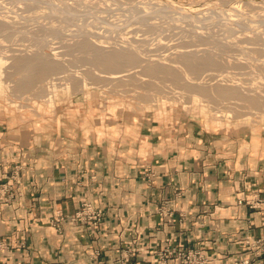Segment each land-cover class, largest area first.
<instances>
[{
	"label": "crops",
	"instance_id": "obj_1",
	"mask_svg": "<svg viewBox=\"0 0 264 264\" xmlns=\"http://www.w3.org/2000/svg\"><path fill=\"white\" fill-rule=\"evenodd\" d=\"M102 115L86 101L0 111V264H157L166 245L264 264L246 244L264 236V126ZM84 201L103 210L97 225L68 220Z\"/></svg>",
	"mask_w": 264,
	"mask_h": 264
},
{
	"label": "rangeland",
	"instance_id": "obj_2",
	"mask_svg": "<svg viewBox=\"0 0 264 264\" xmlns=\"http://www.w3.org/2000/svg\"><path fill=\"white\" fill-rule=\"evenodd\" d=\"M27 1L32 2V0H0V19L4 23L0 24V57H6L10 60H12V57L16 58L12 61L7 60L8 62L0 66L1 112L8 114L11 113L13 116H19L23 119L41 118L43 113L53 112L58 108L74 106V104H80L86 101L88 103L90 102V104L92 103L93 105H96L97 111L104 115L105 112L112 113V110H124V112L129 113L130 116H137L138 114H153V116L160 117L164 113H172L178 117L186 116L204 121L207 120L210 124L217 122L218 124L220 123L221 127L246 128L264 126V110L254 109L247 100L237 98L224 99L222 97L217 99L213 98L211 94L204 95L201 93H199L201 94V98H199L196 95L198 93L195 90L186 87L185 84L197 85L199 87L202 86L204 88L208 87L210 89L209 91L212 92L215 87H230V85H228L229 83L237 82V84L240 85L244 91L247 90L248 93H253L255 95L263 93L264 62L259 59L264 58V38H256L257 41L252 39L253 43L240 42L238 40L235 41L228 36L230 34L228 31L230 30L229 27L228 29H226L227 27H224L225 30H223L224 28L222 27L215 28V32H218V34L215 32L214 34L212 33L214 38L212 34L204 33L205 35L203 34V37L208 39L206 36H211L215 41H219H216V43L201 44L198 48H210L212 50L211 52L216 55L217 61L216 64L202 63L198 64L192 70H186L187 73H184V76L187 80L192 82L184 81L183 79L176 80L170 75V73L164 72L158 73L155 76H150L142 71L141 66H128L126 67L128 70H126V72L123 71L126 76L113 80H105L108 76H111V73L101 71L100 69H103L101 66H98L100 67V69H98V67L90 64L86 54L81 52L80 49L73 50L72 48H75L76 46L70 45L74 40H70L71 42H65L67 39L65 36H78L73 30V28H77L78 25H81L80 27L87 26L86 28L93 30L95 32V41L101 46L112 48L115 46V44L112 43V40L124 41L125 43L128 41L139 46L140 49H144L142 53L147 57L148 60L146 61H150L149 63H155V60L152 58L161 57V62L164 61V63H167L177 74H180L184 69L180 60L177 59V55L183 49H195L196 46L192 44L193 46L191 45L187 47V44H189L187 40L189 39H184L185 37L183 38L182 36V30L179 29V27H182V29L185 27L184 25H177L180 23V20L177 21L175 18H173L174 21L173 19H170L171 21L169 20V22L162 21L161 25L163 28L161 30L159 27L158 29L156 27V29L150 32H140L131 31L127 28V24L133 22V20L127 21L125 17L109 24L105 17L100 19L98 16H90L91 18H87L86 16L85 11L89 8L86 9L85 6L89 4H98L107 7L109 9L108 15H113L115 13H119L120 15L123 10L133 6V3L131 4L130 0H121L122 2H120L118 6H111L113 3L117 2V0H57L61 5L67 4L68 6L70 5L69 7L72 5L74 6L72 3L76 2L75 4L77 6L75 5L74 8H77L75 9L78 13H74L71 22H68L70 20L67 21L58 15L55 16L56 18L53 16L56 12L63 16H71V14L60 7L51 8L48 5L52 2L51 0H42L41 2L44 4L36 2V4H39L38 6L41 7L40 9L43 8L44 11L37 8V6L32 8L33 5H27L28 7L23 6ZM178 1L182 3H189V1L192 3H204L213 0ZM124 2L128 3L124 4ZM50 4H53V2ZM148 4L151 6L149 2ZM79 6L83 7V12L82 10L79 11ZM25 7L29 8V10H26ZM237 8L238 12L244 11L243 15L246 14L245 12H247V10H252L250 6L245 4L237 6ZM38 9L40 10L39 13ZM46 9L48 13L51 14V11H55L52 15L49 14V16L46 15ZM255 10L259 11L260 9L256 8L254 11ZM40 12H45L46 14H40ZM149 18L152 20L151 17ZM57 20H61L63 22L62 25H60L61 21L58 22ZM154 20L157 21L158 19ZM173 22H177V24L175 23L176 27ZM57 23L59 25H57ZM71 23H73V25ZM165 24H167V26L170 24L174 26L170 25L165 27ZM198 24L203 25L201 23ZM62 26H64V28ZM88 26L93 28L91 29ZM61 27L63 29H61ZM177 29L180 30L182 34H180ZM219 30H223L222 32H224V34ZM84 31L83 34H88L90 32L84 33ZM170 31L174 32L176 35ZM175 31L178 32L176 33ZM220 32L223 34L224 39ZM102 38L108 39H106V42L100 41ZM222 39L224 42L221 41ZM193 41L197 43L195 40ZM217 43H226V45L223 49H220V47H218L219 44L217 46ZM250 50H253L254 52H251ZM33 52L41 53L46 58L51 57L55 60L58 59L61 70L49 72L43 76L44 72H37V68L40 66L39 63H36L34 67L29 68L28 65H33L34 63L31 58ZM200 55H202L201 52H198L195 53V56L190 55V57ZM249 56L251 57L248 59ZM146 61H144V63ZM261 63L263 65H261ZM23 66L27 67L25 70L26 72L31 73V75H28L30 79L33 76L34 78L39 76H42L43 78H36L37 80L33 84H29L27 80L24 85L17 87L16 84L22 80L23 75L26 73L17 68ZM85 72H91L94 73V75H97V79H94V82L89 81L90 83H86L88 84L86 90H84V88L81 89V87L70 88L64 80V77H67L68 75L82 77ZM98 76L101 78H98ZM76 83L80 84L81 82L76 81ZM51 84H55L56 88H53L54 90L50 92L51 86L50 89L48 87ZM177 90L181 93L183 92L182 94L184 96L181 98L176 97V92L174 91ZM88 91L90 92V96L87 95ZM201 104L206 106V111H200ZM233 106H236V108L233 109Z\"/></svg>",
	"mask_w": 264,
	"mask_h": 264
},
{
	"label": "bare ground",
	"instance_id": "obj_3",
	"mask_svg": "<svg viewBox=\"0 0 264 264\" xmlns=\"http://www.w3.org/2000/svg\"><path fill=\"white\" fill-rule=\"evenodd\" d=\"M41 1L42 0H32V2L27 1L25 3L26 5L23 4V6L28 7L27 5H30V6L33 5L32 8L37 6V8L40 9L41 7L38 6L39 4H36V2L40 3ZM51 1L53 2V4H50L52 2H50L48 4L51 8H53V7L59 8L60 7L61 9L65 10L71 14V16H63V15H60V13H57V12L54 13V11H55L54 10V11H51L52 14L54 13L53 14L54 17L56 15H58L67 21L70 20L68 22H71L73 20L74 13L77 12L76 11L77 8L76 7H75L76 9L74 8V6L76 5L75 4L76 2L72 3V4H74V6L72 5L73 7L72 6L69 7L70 5L68 6L67 4L61 5L58 2L59 0L58 1L57 0H51ZM130 1H131V4L133 3V6L129 7L126 10H123V12L120 15H119V13H115L116 15L115 14L108 15L109 9L107 7L100 6L98 4L90 5L88 3L89 5L85 6L86 9L89 8V9H87V11H85L86 16H87V18H91L90 16H92V17L98 16V18H100V19L102 17H105L108 20L107 23H109V24L125 17L127 21L133 20V22L127 24L128 26H126V27L129 28L131 31H140V32L141 31L142 32H150V31L156 29V27H157V29L159 27L161 30L163 28L161 25L162 21L169 22L170 19L175 18V20H177V21L180 20L179 21L180 23H178V24H177V22H175L177 25L180 24V26L184 25V27H185L184 29H182V27H179V29L182 30L183 38L185 37L184 39H186V40L189 39V40H187L189 43V44H187V47L194 44L196 46V48L190 49L191 51L189 49L188 50L183 49L177 55L178 56L177 59L180 60V62L182 63L181 65L184 68L180 74H177L175 71H173L171 69L172 68L171 66H169L167 63H164V61L161 62V59H162L161 57H158V58L153 57L152 59L155 60V63H149L150 61H146L148 59L142 53V51H144V49H140L139 46H137L133 43H130L128 41H126V43L123 41L124 42L123 43L121 41H117V40L113 41L112 40V43L115 44V46L112 48H108L106 46H101L99 43H97L95 41L96 40V38H94L95 32L93 30H89L88 28H86L87 26L80 27L81 25H78L77 28H75V29L73 28L74 32L78 36L66 37L64 35L65 38H67L65 40V42H67V41L71 42L70 40H74L73 43L70 45V46H72V45L76 46L75 48H72L73 50L74 49H80L81 52L86 54V57L88 58V62L90 64H92L93 66H96V67L101 66L103 69H100V67H98V69H100L101 71H106V72L111 73V76H108L106 79L104 78L105 80H113V79H118V78H122L123 76H126V74L123 73V71L126 72V70H128V69H126V67H128V66H130V67L131 66H141L142 71L145 74H149L150 76H155L158 73L164 72V73H170V75L176 80H180V79L182 80L183 79L184 81L192 82V81L187 80V78L184 76V73H187L186 70H192L198 64H202V63L216 64V61H217L216 55L213 52H211L212 50L210 48L209 49H207V47H205V48L201 47L200 49L198 48L201 44L216 43V41H219V40L215 41L213 39L214 38L213 34L215 32V28H218V27H220V28L225 27L226 28L227 27L226 29H228V27H229L230 30H228V31L230 32V34L228 36H229V38H232L235 41L238 40L240 42L253 43L252 39H255L257 41L256 38H264V0H260V1H257V0H213L211 2L207 1L204 3H192L190 1H189V3L188 2L182 3L178 0H174V1L173 0H130ZM19 2H22V1H19ZM120 2H122V1L117 0V2L113 3L111 6H118L120 4ZM148 2L150 3L151 6H149ZM41 3H43V2H41ZM127 3L128 2H124V4H127ZM243 4L248 5V6H250V8H252V10L251 9L247 10V12H245L246 14H244V15H243L244 11L238 12V10H237L238 9L237 6H240ZM89 6H91V7H89ZM26 7H25V9L29 10V8H26ZM256 8H258L260 10L254 11V9H256ZM39 9H38V13L40 10L44 11L43 8L40 10ZM35 10H36V8H35ZM81 10L83 12V7L79 6V11H81ZM46 11H47V9H46ZM45 12H42V13L46 14ZM49 12H50V10H49ZM42 13L40 12V14H42ZM240 13H242V14H240ZM49 14L52 15L51 13H48V11H47L46 15H49ZM149 17H151L152 20ZM86 19H84V20H86ZM154 19H158V20L155 21ZM90 20H92V19H90ZM59 21H61V20H59ZM173 21H174V19H173ZM104 22H105V20H104ZM1 23H3V22L0 19V24ZM62 23L63 22L61 21L60 25H62ZM95 23H96V21H95ZM175 23L173 22V24L176 27ZM198 23H201L203 25H200ZM71 24L73 25V23H71ZM57 25H59V24L57 23ZM165 25H164L165 27H168L171 24L168 26H167V24H165ZM174 25H171V26H174ZM1 26H3V25H1ZM64 26H62V27L64 28ZM100 26H102V25H100ZM62 27H61V29H63ZM89 28L92 29L93 27L90 26ZM225 28L223 30H225ZM172 29H173V27H172ZM73 30H72V32H73ZM180 30H178V31L180 32ZM223 30H219V31L222 32ZM234 30H235V32H234ZM83 31H84V33L89 32V31L90 32L88 34H83ZM163 31H164V29H163ZM178 31H175V32L177 33ZM170 32L174 33L172 31H170ZM182 33L180 32V34H182ZM204 33L205 34H212L213 33L212 34L213 38L211 36H206V37H208V39L203 37L205 35ZM215 33L218 34V32H215ZM222 33L224 34V32H222ZM223 34H222V38H223ZM174 35H176V34L174 33ZM182 36H179V37H182ZM237 38H243V39H237ZM106 39H108V38H102V40H100V41L106 42L107 41ZM115 39H118V38H115ZM121 39H122V37H121ZM223 39L221 41H223ZM225 39H227V38H225ZM193 40H195L198 44L195 43ZM129 41H132V40H129ZM190 41L193 43H191ZM204 41H205V43H204ZM218 44H219V46H218ZM225 45H226V43L225 44L224 43H217V46L220 47V49H223V47H225ZM238 49H240V48H238ZM249 49H251V48H249ZM242 50H243V48H242ZM198 52H201L202 55L196 56V57H190V55L195 56V53H198ZM244 52H245V50H244ZM251 52H254V51L252 50ZM247 54H249V53H247ZM246 55H245V57H246ZM250 57L251 56H249L248 59ZM261 57H263V56H261ZM31 58L33 59L34 63H33V65H28L29 68H32L36 65V63H39L40 66L37 68V72H40V73L44 72L43 76L48 74L49 72L61 70V67L59 64L60 62L58 61V59L55 60L51 57L46 58L41 53H36V52H33V55L31 56ZM257 58H260V57H257ZM13 59H16V58L12 57V60ZM7 60H10V59L6 58V57H0V66L4 65L6 62H8ZM12 60H10V61H12ZM259 60L264 62V58L259 59ZM144 61H146L147 63L146 62L144 63ZM248 62H249V60H248ZM261 65H263V64L261 63ZM26 68L27 67L23 66V67H18L17 69L20 71H25ZM28 75H31V73L26 72L23 75L22 80L16 84L17 87L18 86L21 87L22 85H24L27 80H28L29 84H33L36 82L37 79L43 78L42 76L35 77V78L33 76L30 79V77H28ZM98 78H101V77L98 76ZM94 79H97V75H94V73H91V72L90 73L85 72V74L82 75V77L81 76L77 77V76H73V75L72 76L68 75L67 77H64V80L67 82V84L70 88L81 87V89L84 88V90H86V88L88 87V84H86V83H90L89 81L94 82ZM76 81H80L81 83L80 84L76 83ZM185 84H186V87H188L192 90H195L198 93L196 95L199 98H201L200 97L201 94H204V95H210L211 94L213 98H217V99L220 97H222L224 99H231V98L244 99V100H247L254 109L264 110V92L260 93V94H256V95L253 93H248V91L247 90L244 91V89H242L241 86L237 84V82L229 83L228 85H230V87H227V86H222L221 88L215 87L214 91H212V92L209 91L210 89L208 87L204 88L202 86L199 87L197 85H189L187 83H185ZM50 86H51V89H50ZM48 88L50 89V92H51L52 90H54L53 88H56V87H55V84H51V85H49ZM178 90L174 91V92H176L175 96L178 98L183 97L184 96L182 94L183 92L181 93ZM263 91H264V89H263ZM50 92H49V94H50ZM199 93H201V94H199ZM87 95L90 96L89 91H88ZM200 107H201L200 111H203V112L206 111V106L201 104ZM235 108H236V106H233V109H235Z\"/></svg>",
	"mask_w": 264,
	"mask_h": 264
},
{
	"label": "built area",
	"instance_id": "obj_4",
	"mask_svg": "<svg viewBox=\"0 0 264 264\" xmlns=\"http://www.w3.org/2000/svg\"><path fill=\"white\" fill-rule=\"evenodd\" d=\"M239 203L245 202L251 208L259 207L261 200L259 198H241ZM171 216V212L167 213ZM103 217V210L100 207L92 205L89 201H84L81 204L80 209L75 212L74 215L68 217L69 221H88L93 225H97ZM61 215L57 214L56 222L59 223ZM247 248L254 250L256 255L264 252V236L257 239L246 240ZM98 256V253L94 254V259ZM157 264H207L208 257L198 247L182 248L174 245H166L156 252ZM249 259H242L237 264H248ZM96 264H105L103 260L99 259Z\"/></svg>",
	"mask_w": 264,
	"mask_h": 264
}]
</instances>
